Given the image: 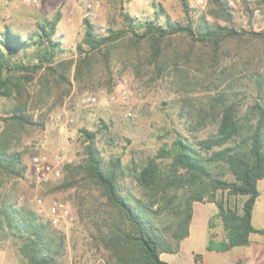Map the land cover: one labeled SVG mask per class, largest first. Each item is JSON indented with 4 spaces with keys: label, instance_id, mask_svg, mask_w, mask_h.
Segmentation results:
<instances>
[{
    "label": "trees",
    "instance_id": "trees-1",
    "mask_svg": "<svg viewBox=\"0 0 264 264\" xmlns=\"http://www.w3.org/2000/svg\"><path fill=\"white\" fill-rule=\"evenodd\" d=\"M208 2L212 8L195 23L188 20L186 24L169 19L159 23L163 9L152 2L153 19L136 22L122 14L123 28L108 29L105 35H96L91 21L84 18L76 58L59 57L64 49L55 38L58 12L51 20L35 22L34 30L25 37L13 32L10 25L3 26L0 97H12L15 104L9 115L0 117L4 123L0 132V238L17 245L24 264H67L65 234L41 221L28 202L20 203L15 190L8 188L11 180L27 171L26 152L20 150L22 138L30 136L32 128L43 126L41 116L34 120L29 114L28 104L61 102L74 85L111 87L118 61L122 71L129 65L135 72L151 68L157 78L167 75L171 67L181 78L185 71L179 66L196 68L205 61L204 55L216 67L228 42L240 39L241 34L219 23V19L230 18L227 2ZM181 5L188 15L186 0H181ZM32 83L35 89L29 94ZM255 84L256 98L242 113L227 93L210 95L207 108L199 112L202 118L216 113L215 132L194 141L175 132L173 140L142 166L123 164L117 156L105 158L96 145V132L81 130L85 142L82 154L63 165V179L56 189L73 190L84 250L100 255L99 264H168L160 254L172 251L170 238L179 242L188 235L194 202L214 203L217 208L214 218L219 220L225 239L215 243L209 238L210 250L227 251L247 245L251 233L264 235V228L251 224L260 195L257 183L264 179L263 74L255 75ZM100 122L106 128L105 122ZM197 123L203 124L202 119ZM216 166L224 168L232 180L222 179L221 172L214 176ZM127 180L136 193L127 187ZM231 197H244L240 209L227 205Z\"/></svg>",
    "mask_w": 264,
    "mask_h": 264
},
{
    "label": "rangeland",
    "instance_id": "rangeland-1",
    "mask_svg": "<svg viewBox=\"0 0 264 264\" xmlns=\"http://www.w3.org/2000/svg\"><path fill=\"white\" fill-rule=\"evenodd\" d=\"M96 1L98 8L91 16V12L79 0H39L37 5L25 4L23 0H8L2 2L4 4L0 10V33L3 26L8 24L13 32L25 37L34 30L35 22L51 20L58 12L60 20L55 38L61 41L64 49L59 57L76 58L75 46L83 36L84 18L91 21L96 35H105L108 29L123 28L122 14H128L136 22L153 19L152 2L163 9V15L158 17L159 23L164 19L181 24H186L188 20L195 23L200 15L212 8L208 0H186L189 7L187 15L183 12L181 0ZM224 1L227 2L230 18L228 21L219 19V23L233 27L241 35L240 39L228 42L226 52L216 67L213 68L204 55L202 59L205 61L196 68L180 65V70L185 71L181 78L173 67L169 68L167 75L157 78L151 68L135 72L129 65L126 71H122L123 65L118 61L111 87L101 84L92 88L74 85L70 95L61 102L54 99L47 106L36 107L28 104L29 114L34 120L41 116L43 126L32 128L30 136L22 138L20 150L26 152L24 162L27 171L23 177L11 180L8 188L15 190L20 203L27 201L34 210L35 197L41 198L46 208L52 202L69 206L72 220L54 226L65 234L67 264H99L100 261V255L92 256L81 243L73 190L56 189L63 179V165L75 162L82 154L85 142L81 130L96 132V145L105 158L117 156L123 164L133 162L142 166L162 145L173 140L175 132L190 141L215 132L216 113L202 118L199 112L200 108H207L210 95L227 93L228 98L239 104L241 113L255 100V75L259 73L264 76V0ZM12 20L16 25L12 24ZM256 33L262 35H252ZM31 53L32 49L27 50L26 56L30 57ZM21 56L19 51L17 58ZM22 60L26 59L23 57ZM34 89L35 84L32 83L29 94ZM87 91L96 94L97 103L82 107L79 98ZM14 101L12 97H0V117L10 114ZM57 115L62 119L54 120ZM67 118L73 121L68 123ZM199 118L203 124L197 123ZM100 120L105 122L106 128ZM3 127L4 123L0 120V132ZM33 154L59 164L61 177L53 183L35 187L30 173V157ZM213 171L214 176L221 172L222 179L232 180L224 168L216 166ZM126 185L134 193L137 192L129 180ZM258 190L260 195L253 210L258 221L256 225L264 227V179L259 181ZM243 200L244 197L227 198V205L240 209ZM198 203L206 202H194L192 206Z\"/></svg>",
    "mask_w": 264,
    "mask_h": 264
},
{
    "label": "crops",
    "instance_id": "crops-1",
    "mask_svg": "<svg viewBox=\"0 0 264 264\" xmlns=\"http://www.w3.org/2000/svg\"><path fill=\"white\" fill-rule=\"evenodd\" d=\"M2 4L4 3L0 0V10ZM11 22L16 25L14 20ZM216 214L217 208L214 203L193 205L188 235L179 242L170 238L168 242L172 251L161 253L160 258L168 264H264V235L262 234L251 233L247 245L235 246L227 251L207 248L209 238L215 243L225 239L220 222L214 219ZM251 224L256 229L264 228L256 225L258 221L255 219L254 210ZM0 264H24L17 245L10 239L1 240L0 238Z\"/></svg>",
    "mask_w": 264,
    "mask_h": 264
},
{
    "label": "built area",
    "instance_id": "built-area-1",
    "mask_svg": "<svg viewBox=\"0 0 264 264\" xmlns=\"http://www.w3.org/2000/svg\"><path fill=\"white\" fill-rule=\"evenodd\" d=\"M8 2V0H1ZM39 0H23L25 4L37 5ZM94 16L98 8L96 0H79ZM79 103L82 107H91L97 103V96L93 91H87L79 98ZM62 117L57 115L54 120L59 121ZM72 118H67V122L71 123ZM30 173L31 180L35 187H41L49 183L57 181L62 174V168L59 164H53L46 160L44 156L33 154L30 157ZM35 211L39 219L43 222H49L53 226L59 225L61 222L72 220L69 206L60 202H52L46 208L42 199L35 197Z\"/></svg>",
    "mask_w": 264,
    "mask_h": 264
}]
</instances>
